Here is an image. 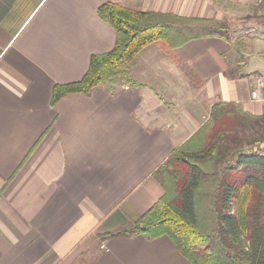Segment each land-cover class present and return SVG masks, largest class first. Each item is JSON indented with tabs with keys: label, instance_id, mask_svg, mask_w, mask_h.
<instances>
[{
	"label": "crops",
	"instance_id": "obj_1",
	"mask_svg": "<svg viewBox=\"0 0 264 264\" xmlns=\"http://www.w3.org/2000/svg\"><path fill=\"white\" fill-rule=\"evenodd\" d=\"M256 1L0 0V264H191L166 236L105 237L163 198L156 172L215 105L263 114L251 93L264 57H251L247 73L222 39L157 43L140 53L133 84L55 107L52 90L79 82L92 56L114 48L116 33L98 15L104 4L224 21Z\"/></svg>",
	"mask_w": 264,
	"mask_h": 264
},
{
	"label": "trees",
	"instance_id": "obj_2",
	"mask_svg": "<svg viewBox=\"0 0 264 264\" xmlns=\"http://www.w3.org/2000/svg\"><path fill=\"white\" fill-rule=\"evenodd\" d=\"M98 15L115 31V46L92 56L79 82L55 85L52 107L103 85L133 84L130 71L151 45L174 50L204 38L231 42L227 23L215 19L139 12L115 3L102 5ZM262 145L264 109L255 116L236 104L215 105L208 121L156 172L163 198L128 230L105 238L166 236L191 264H264V155L255 149Z\"/></svg>",
	"mask_w": 264,
	"mask_h": 264
},
{
	"label": "rangeland",
	"instance_id": "obj_3",
	"mask_svg": "<svg viewBox=\"0 0 264 264\" xmlns=\"http://www.w3.org/2000/svg\"><path fill=\"white\" fill-rule=\"evenodd\" d=\"M251 9L249 12L244 10L236 14L224 13V22L229 27L232 46L244 62L242 71L247 73L251 69L253 70L252 67L246 66L251 57L254 56L255 61H258L259 57H264V41L263 43H257L255 47V40H257L258 36L264 37V0H257ZM244 45L247 46L246 51L243 49ZM230 72L232 73V71ZM255 149L260 151V146H257Z\"/></svg>",
	"mask_w": 264,
	"mask_h": 264
},
{
	"label": "built area",
	"instance_id": "obj_4",
	"mask_svg": "<svg viewBox=\"0 0 264 264\" xmlns=\"http://www.w3.org/2000/svg\"><path fill=\"white\" fill-rule=\"evenodd\" d=\"M264 79L263 77L256 76L253 79V89H252V100L255 102L264 103ZM260 152L264 155V145L260 147Z\"/></svg>",
	"mask_w": 264,
	"mask_h": 264
}]
</instances>
